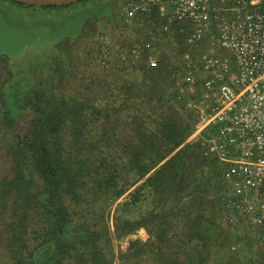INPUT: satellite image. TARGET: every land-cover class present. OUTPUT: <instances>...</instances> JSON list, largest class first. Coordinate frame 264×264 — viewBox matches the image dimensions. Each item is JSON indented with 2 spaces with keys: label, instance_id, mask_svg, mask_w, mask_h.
<instances>
[{
  "label": "trees",
  "instance_id": "1",
  "mask_svg": "<svg viewBox=\"0 0 264 264\" xmlns=\"http://www.w3.org/2000/svg\"><path fill=\"white\" fill-rule=\"evenodd\" d=\"M162 35L161 43L170 51L160 59V70L142 66L132 74L141 79L135 81L139 89L146 90L139 94L141 101L157 95L160 116L154 120L141 116L134 133L121 127L123 118L115 124L110 119L109 111L125 105L71 96L53 81L55 71L42 83L30 85L24 74L12 69L9 57L0 56V157L8 171L0 176V217L4 218L0 235L8 242L12 262L110 264L99 247L108 227L98 219L90 223L82 210L105 197L120 199L128 194L137 202L144 189L153 193V210L123 224L116 220L115 229L152 230L149 250L156 264H160V238L177 239L179 228L180 248L186 252L193 236L206 234L204 210L215 207L227 188L225 165L206 154L207 140L216 128L188 141L197 114L166 99L168 60L180 53L174 43H185V35L176 34L174 40ZM129 83L133 88L134 81ZM130 174L133 183L128 181ZM170 244L178 248L175 241ZM172 250L169 247L162 254L165 264H188Z\"/></svg>",
  "mask_w": 264,
  "mask_h": 264
},
{
  "label": "rangeland",
  "instance_id": "2",
  "mask_svg": "<svg viewBox=\"0 0 264 264\" xmlns=\"http://www.w3.org/2000/svg\"><path fill=\"white\" fill-rule=\"evenodd\" d=\"M129 1L119 2L115 10L110 5H115L116 0H90L68 8L48 9V12L38 5L23 7L5 2L0 6V56L9 57L14 63L12 69L24 74L25 82L30 85L42 83L55 71L53 81L61 83L58 86L71 96L116 107L125 105L122 110L109 111L110 119L115 124L123 118L125 123L121 127L134 133L141 116L150 120L160 116V104L155 100L157 95L146 99L147 102L141 101L143 96L139 94L146 90L139 89L135 81L141 79L132 78V74L139 72L142 66L150 71L160 70V59L170 50L161 43L164 36L157 12L129 18L122 12ZM174 47L180 53L168 60L170 86L166 99L175 101L171 87L178 68L183 62L191 63L196 73L200 55L186 38L185 43H174ZM129 81H134L133 88ZM125 97L131 100L126 102ZM176 103L181 106L180 110L189 111L184 102ZM1 159L0 176L8 172ZM128 181L133 183L135 177L130 174ZM226 193L227 188L220 193L215 207L205 208L203 229L206 234L193 236L186 252L180 248L179 228L177 239L170 241V235L160 238V264L166 263L162 254H167L169 247L188 264H264V246L247 235L246 229L233 228L224 221ZM211 196L216 194L212 192ZM153 207V193L144 189L137 202L128 194L120 199L105 197L83 208L82 215L92 224L98 219L99 224L108 227L99 247L110 264H156L149 250L152 230L144 226L130 233L115 229L116 220L120 224L127 219L137 220ZM3 219L0 217V227ZM174 241L178 248L170 244ZM234 246L238 248L233 249ZM0 264H16L11 260L8 242L1 235Z\"/></svg>",
  "mask_w": 264,
  "mask_h": 264
},
{
  "label": "built area",
  "instance_id": "3",
  "mask_svg": "<svg viewBox=\"0 0 264 264\" xmlns=\"http://www.w3.org/2000/svg\"><path fill=\"white\" fill-rule=\"evenodd\" d=\"M122 10L156 11L164 34L199 53L196 73L178 68L173 99L197 114L190 140L216 128L206 154L225 165L224 221L264 246V0H130Z\"/></svg>",
  "mask_w": 264,
  "mask_h": 264
},
{
  "label": "water",
  "instance_id": "4",
  "mask_svg": "<svg viewBox=\"0 0 264 264\" xmlns=\"http://www.w3.org/2000/svg\"><path fill=\"white\" fill-rule=\"evenodd\" d=\"M4 1H13L21 3L24 5H53V6H65L79 3L82 0H4Z\"/></svg>",
  "mask_w": 264,
  "mask_h": 264
},
{
  "label": "crops",
  "instance_id": "5",
  "mask_svg": "<svg viewBox=\"0 0 264 264\" xmlns=\"http://www.w3.org/2000/svg\"><path fill=\"white\" fill-rule=\"evenodd\" d=\"M121 1H126V0H116V3H115V5H110V7H111V9H116V7H117V4L119 3V2H121ZM5 2H11V1H4V0H0V6H4V4H6ZM13 2H11V4H12ZM16 5V4H15ZM108 6V5H107ZM21 9H23V8H20L19 10H21ZM45 10V12H48V9H44ZM52 10V9H51ZM56 10V9H55ZM172 40H174V38H172Z\"/></svg>",
  "mask_w": 264,
  "mask_h": 264
}]
</instances>
